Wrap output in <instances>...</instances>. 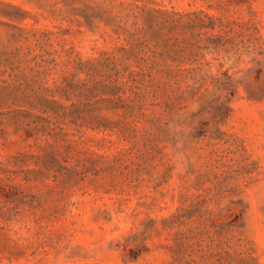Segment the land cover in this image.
<instances>
[{
	"label": "rangeland",
	"instance_id": "obj_1",
	"mask_svg": "<svg viewBox=\"0 0 264 264\" xmlns=\"http://www.w3.org/2000/svg\"><path fill=\"white\" fill-rule=\"evenodd\" d=\"M0 264H264V0H0Z\"/></svg>",
	"mask_w": 264,
	"mask_h": 264
}]
</instances>
